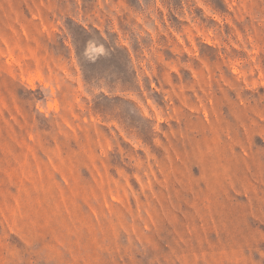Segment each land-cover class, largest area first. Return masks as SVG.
I'll list each match as a JSON object with an SVG mask.
<instances>
[{
    "label": "rangeland",
    "instance_id": "rangeland-1",
    "mask_svg": "<svg viewBox=\"0 0 264 264\" xmlns=\"http://www.w3.org/2000/svg\"><path fill=\"white\" fill-rule=\"evenodd\" d=\"M0 264H264V0H0Z\"/></svg>",
    "mask_w": 264,
    "mask_h": 264
}]
</instances>
